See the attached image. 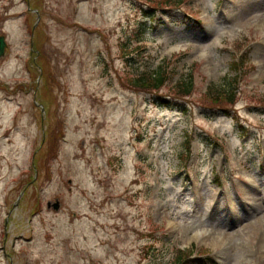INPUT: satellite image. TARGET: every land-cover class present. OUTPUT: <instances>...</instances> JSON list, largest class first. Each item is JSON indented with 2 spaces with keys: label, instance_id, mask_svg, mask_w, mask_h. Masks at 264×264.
Instances as JSON below:
<instances>
[{
  "label": "rangeland",
  "instance_id": "374dc122",
  "mask_svg": "<svg viewBox=\"0 0 264 264\" xmlns=\"http://www.w3.org/2000/svg\"><path fill=\"white\" fill-rule=\"evenodd\" d=\"M147 1L0 0V264H172L192 247L264 264V105L249 100L264 0H181L152 19ZM244 54L230 115L199 105ZM169 58L172 81L194 82L182 110L122 84Z\"/></svg>",
  "mask_w": 264,
  "mask_h": 264
},
{
  "label": "trees",
  "instance_id": "16d2710c",
  "mask_svg": "<svg viewBox=\"0 0 264 264\" xmlns=\"http://www.w3.org/2000/svg\"><path fill=\"white\" fill-rule=\"evenodd\" d=\"M180 2L181 0H159L158 2H153V5L170 6L176 4L179 5ZM245 60V54L240 57L239 61L233 60V62L231 63L232 69L236 72H242L245 66ZM42 71L44 74L45 72L43 68ZM175 73L176 71L173 70L172 67L169 65V62L165 60L159 65H157V67L152 71L139 77H132V79L130 78V83L128 85L134 87L135 89H144L151 91L160 90L163 86H167L168 95L176 98H185L186 96L191 95L193 92L192 88L194 85L191 76L170 84L169 82L172 80ZM238 78V74L232 77L225 76L223 83L224 87H221V89L215 87H207L204 91H202V95H200L197 99L198 102L205 107L227 111L232 106V104L236 102L238 91H236V86L234 84L235 82H237ZM263 99L264 95L257 97V100L259 102H262ZM162 102L167 105L171 104L170 101L165 100L163 98ZM184 144L185 148L189 150V141H185ZM177 251L178 254L172 264H202V261L204 260L201 258H189V255L191 254L190 250L182 251L181 249H178ZM201 252L205 253V251Z\"/></svg>",
  "mask_w": 264,
  "mask_h": 264
},
{
  "label": "water",
  "instance_id": "95a60500",
  "mask_svg": "<svg viewBox=\"0 0 264 264\" xmlns=\"http://www.w3.org/2000/svg\"><path fill=\"white\" fill-rule=\"evenodd\" d=\"M2 48H3V39H2V37H0V51L2 50ZM58 207V203L56 202V203H54V208H57Z\"/></svg>",
  "mask_w": 264,
  "mask_h": 264
}]
</instances>
